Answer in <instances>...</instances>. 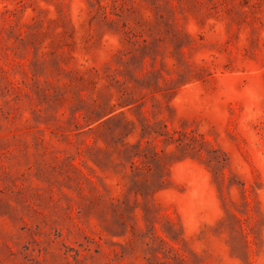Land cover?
<instances>
[{"label":"rangeland","instance_id":"rangeland-1","mask_svg":"<svg viewBox=\"0 0 264 264\" xmlns=\"http://www.w3.org/2000/svg\"><path fill=\"white\" fill-rule=\"evenodd\" d=\"M0 264H264V0H0Z\"/></svg>","mask_w":264,"mask_h":264}]
</instances>
